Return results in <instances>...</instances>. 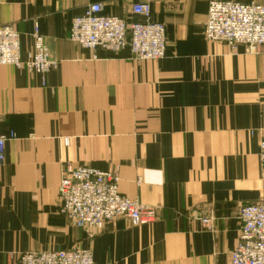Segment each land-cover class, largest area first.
Wrapping results in <instances>:
<instances>
[{
  "label": "crops",
  "instance_id": "obj_1",
  "mask_svg": "<svg viewBox=\"0 0 264 264\" xmlns=\"http://www.w3.org/2000/svg\"><path fill=\"white\" fill-rule=\"evenodd\" d=\"M134 1L0 0V27L19 32L22 58L38 25L58 62L45 83L0 66V136L16 135L0 165V264L73 248L90 250L95 264H230L240 206L264 201V47L208 42L211 0H154L152 19L168 36L159 61L70 40L87 6L135 21ZM67 165L117 172L120 193L155 210V221L115 219L89 238L60 212ZM205 209L213 231L194 218Z\"/></svg>",
  "mask_w": 264,
  "mask_h": 264
},
{
  "label": "built area",
  "instance_id": "obj_2",
  "mask_svg": "<svg viewBox=\"0 0 264 264\" xmlns=\"http://www.w3.org/2000/svg\"><path fill=\"white\" fill-rule=\"evenodd\" d=\"M154 0H136L131 14L139 20L127 21L103 14L101 4L87 6L74 18L70 40L83 49L119 53L128 48L138 61H159L166 57L168 37L164 24L152 19ZM204 35L208 42L224 43L233 50L243 47L257 53L264 47V6L233 1L211 0ZM33 49L22 58L21 38L13 25L0 27V66L27 70L42 77L58 66L45 44L39 27L33 33ZM16 135L0 136V165L5 161V146ZM260 165L264 169V139L260 144ZM120 177L114 171L67 165L59 185L60 212L73 225L94 237L95 230L115 219H124L132 227L155 221V210L123 196ZM208 231L215 228V215L205 209L194 217ZM239 239L231 252L230 264H264V201L239 208ZM11 264H95L90 250L30 252L21 254Z\"/></svg>",
  "mask_w": 264,
  "mask_h": 264
},
{
  "label": "rangeland",
  "instance_id": "obj_3",
  "mask_svg": "<svg viewBox=\"0 0 264 264\" xmlns=\"http://www.w3.org/2000/svg\"><path fill=\"white\" fill-rule=\"evenodd\" d=\"M168 37V36H167Z\"/></svg>",
  "mask_w": 264,
  "mask_h": 264
}]
</instances>
